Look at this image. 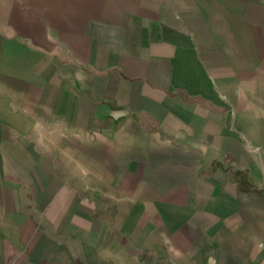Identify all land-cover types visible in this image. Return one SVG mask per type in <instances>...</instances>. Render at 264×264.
Masks as SVG:
<instances>
[{"label": "crops", "instance_id": "1", "mask_svg": "<svg viewBox=\"0 0 264 264\" xmlns=\"http://www.w3.org/2000/svg\"><path fill=\"white\" fill-rule=\"evenodd\" d=\"M264 0H0V264H264Z\"/></svg>", "mask_w": 264, "mask_h": 264}, {"label": "built area", "instance_id": "2", "mask_svg": "<svg viewBox=\"0 0 264 264\" xmlns=\"http://www.w3.org/2000/svg\"><path fill=\"white\" fill-rule=\"evenodd\" d=\"M262 245H264V242L262 243Z\"/></svg>", "mask_w": 264, "mask_h": 264}]
</instances>
